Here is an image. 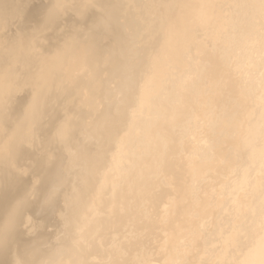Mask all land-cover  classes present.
Listing matches in <instances>:
<instances>
[{"label": "bare ground", "instance_id": "obj_1", "mask_svg": "<svg viewBox=\"0 0 264 264\" xmlns=\"http://www.w3.org/2000/svg\"><path fill=\"white\" fill-rule=\"evenodd\" d=\"M1 1L2 0H0V3ZM159 1L161 0H158V2ZM99 3L100 2H98V4ZM21 6L22 5H20L19 7ZM52 9L51 11H53ZM91 10L93 11V9ZM19 11H16V12L18 13ZM57 11L59 12V9ZM27 12H29V10ZM32 12L33 11H31V13ZM174 12H173L174 14L172 15V17L168 16L169 19L170 18L171 19L168 22L169 24L166 26V28L167 27L168 28L167 29L164 28L166 30V31L164 30L165 39L160 40L162 41L160 42L161 45L160 43H157L159 44L160 47L158 46L159 48H157L158 50L155 53L154 57L150 59L152 63L151 62L149 63H151L150 65L152 66H151V70L148 67L149 73L147 72L148 74L146 76L144 75V77L143 75H141L143 79L138 77L139 79H141L139 81L138 78L130 77V76H128V78L130 77V79H127V77H125L126 76L125 74L124 77L126 78V80H121V77L120 78L118 77L119 78L118 82L120 83L114 85L111 78L109 77L108 80L105 79L104 82L100 84V87H101L100 91H101L103 90L102 86L105 83L104 84L105 87L103 86L105 89L103 90L104 92L102 91L103 94L101 93L102 94L101 97L98 96L100 95L99 92H98V95H96V93H92L93 91L90 92L89 95L87 94L88 92H86L85 94H87L88 96L86 97V95L84 94L81 100L78 97L79 100L82 102V106H80L81 109L79 108V110L83 111V118L82 119L76 118V119L78 120L80 119L82 121L81 124H83L85 119L88 120V116H90L89 118H92V120L90 122L89 121L86 122L87 124L82 127L81 125H79L82 128L81 133L79 134L77 133L80 136V138H78L77 140L74 139L75 138L74 136L76 135L73 134L72 136L73 139L71 138V140L73 141L76 140V141L73 143L71 141V144H69V148L68 149L66 148L67 149L66 153L69 154L68 152H71V151L75 153L74 155L76 156L72 154L74 158L73 159L71 158V159L72 160L75 159L73 162H76V163L78 162L79 164L80 162L82 163V161H80L81 159L84 160V157L85 158L89 157L90 158L88 160L89 162L86 159L84 161L88 162V163H85L86 165L90 164L89 167L87 166V170L88 168L91 167L92 170L91 169L90 170L93 172H91L90 170L89 171L85 170L87 171V173L90 174V175L87 174L86 176H89V178L91 179L94 177L93 178L94 180H95V175H98L99 177L102 176L103 182L100 186H97V184L96 186L88 184L91 187L92 186H95V188L97 187V191L95 190L94 187H92V189L94 188L96 193H94V190H93L94 195L91 192L93 197H91L92 201L91 199L89 200V203L92 202V206H90L91 207L90 211L88 210L87 212L85 211L86 205L88 202L84 201L86 204V205L84 204L85 206L83 205L85 207L84 209L83 206L79 204V202L83 204L84 199L80 201L78 200V204L82 206V209H84V214L86 213L82 220V222L84 223L83 225L84 230L81 231L82 228L80 230L83 235V237H81V239L83 238V241L76 242V243L75 241H72V243L74 242L75 244L70 245V243H68L66 244V246L65 245L63 246L62 244L63 248L55 251L54 253L46 254L43 260L42 258L38 257L40 256L39 254L42 252L40 251L41 249L40 247H42L41 246L42 243L39 241L38 242L36 241L38 244L36 243V245L34 246L35 247L34 255L37 256V257L35 256V258L37 259L40 258V260L42 261L40 262L39 259H38L39 261H37V259H34V263H33V259H32L33 252H31L32 255H29L30 253L27 252V254L32 259L30 264L31 263L32 264H98V261L101 262V263L99 262L100 264H103L105 262L106 257L109 254L111 257V262L109 264H132L135 259V256L133 254L136 251H137L136 253H138L139 250H144V251L146 250L147 252H149L148 254H145L146 255L145 260L144 259H143L144 261L141 260L144 262L143 264H185L184 261L188 264H264V0H179L176 6V11ZM20 13L18 14L19 16L21 15ZM21 16L24 18L27 17V16H23V14ZM49 16L46 15L45 17L43 15L41 17L49 18ZM54 17L53 19H55ZM59 17H60V14H59ZM50 18L45 19V21L43 20V22L46 23V21L50 20ZM58 20L60 21L59 18ZM26 21L28 22V20ZM51 21L53 20H50V24L46 23L45 27L47 25L50 26L52 23H55L54 21L51 23ZM88 21L90 20L88 19ZM43 22H39V24L41 23V26H42ZM158 23H160V21H158ZM59 26L60 25L57 26L58 29H59ZM114 26L116 27V24H114ZM153 26H155V24ZM110 27L112 26L110 25ZM158 27H156V29ZM53 28L54 26L50 29L48 28L47 29L48 30L52 29V32H54L53 30L54 29L56 30V27L54 29ZM62 28L63 26H61L60 30ZM103 29L106 30L105 27H103ZM109 29L110 28L108 27V30ZM118 29L120 30L119 27ZM156 29L154 31H156ZM60 30H58V32ZM97 31L99 32V30ZM97 31L95 32L94 30L93 31L94 34L97 33ZM116 31L117 30H114V32ZM52 32H50V34ZM61 32H59L58 37L60 33L65 34L64 30L63 31L61 30ZM155 33L154 35L156 36ZM94 34H91V36L90 35L89 36L94 39L96 38V36H93ZM97 34H98L97 36L100 38L99 33ZM65 36H62V37L60 36V38H63ZM89 36H87L88 39H89ZM69 38H71L70 35H69ZM156 38L157 37H155V40H157ZM57 39H56L57 41L56 43H58ZM72 39H74V37ZM76 39L78 38L76 37ZM90 40L92 39L90 38L89 41ZM64 41H65L64 42L65 44L66 41H68V39L66 40L64 39ZM62 42H63V39H62ZM56 43H53L52 41V44H56ZM67 43H69V41ZM90 43H92L93 45L97 44L93 42H90ZM64 44L62 43L63 46H65ZM71 44H70V47L73 46V44L72 45ZM98 45L100 44L98 43ZM74 46L76 47L75 44ZM55 47L53 49H56ZM58 47L60 46H57V49L59 50L60 48ZM68 47H69V44H68ZM68 47H64L63 49L61 48L60 50H64L65 48H68ZM100 47L102 48V46ZM121 47H124V46H121ZM83 48L84 47H80V49L83 51H81L80 49L78 50L80 52L76 55L78 56L77 60L74 61V59H72L73 62H71V64H67L68 63L67 61L69 60H66V62H64V64H66V68L68 67L67 70L65 68L66 70L65 75L63 72L64 70H62L63 72L62 76L65 77L64 78L65 82L63 83L68 84L70 86H75L74 87L75 90H79L78 88L79 86L77 87L78 89H76V85L80 81H85V80H82V77L84 79L86 77V74H85V71H86L85 69L87 68L86 65L89 64L88 67H91L92 61L96 59V57L95 59H92L90 55V57L89 58L87 57V58L92 59V61L89 60L90 63L88 61L87 63L85 59L87 55L86 53L87 50L84 51ZM94 48H96L97 50L99 47L97 48L94 46ZM101 48L99 49L101 50ZM53 49L49 48L50 52L51 50L53 51ZM91 49L89 50V52L91 51ZM66 50L67 49H65L64 51ZM72 50L74 51L73 47H72ZM92 50H95V49H92ZM100 50L98 52H100ZM77 52H74V53H77ZM98 52H96L97 55H98ZM123 52L126 56L125 50ZM53 53L51 52L50 54L53 55ZM69 53H70V50H69ZM102 53L98 55V57L99 56L102 57V55H104ZM92 54H94V52ZM73 55L67 54V56L64 55V57L70 58V56H73ZM59 56H61V54ZM76 56H74V58ZM113 56L115 57V55ZM113 56L111 55L110 58H114ZM64 57L62 56V58ZM68 58H64V60ZM105 58L107 59V61L108 59H110L107 57ZM131 58L129 59L131 60ZM116 59L117 58H115V60L114 59L113 60L110 59V60L115 61L114 63H118L121 60L120 59L117 62ZM123 59L121 60V62L123 61ZM96 60H95V63L93 64H96ZM103 60L105 59L103 58ZM107 61L105 62L102 61V63L104 62L103 65L107 63ZM111 63L110 65H107V66H111ZM126 63L128 64V66H130L129 64H131L132 61L131 63H128V61L125 62V64ZM122 64L123 62L121 63V65ZM146 64L144 65L146 66ZM144 65H141V66L144 67ZM42 66H40L41 69L45 65L43 67ZM98 66L100 65L98 64ZM133 66L132 68H134ZM104 67H102V69ZM124 67H123L124 70H126V66ZM144 68H141V69H144ZM102 69L100 68L101 70L100 74L102 73ZM108 69H106V71L110 70ZM112 69L115 70L116 68H112ZM93 70H95V68ZM117 71H120V70H117ZM145 71L146 70H144V72ZM128 72L131 73L130 71ZM128 72L125 71V73H128ZM52 73L56 74L55 72H52ZM58 73H59L58 76H60V72ZM103 74H104V70H103L102 76ZM117 74L119 75L118 72ZM134 74L136 73L134 72ZM134 74H132L131 76H133ZM35 75L36 77L38 76V74H35ZM89 75L90 74L88 73V76H87L88 78H89ZM127 75H130V74H127ZM50 76L52 75L50 74ZM55 76H56V79H55V82H56L57 75ZM62 76L60 78H62ZM99 78L97 77V80L95 79L96 82L99 80ZM90 82H92V80ZM90 82L89 83L86 82V85L90 84ZM110 82H112V84H110ZM80 83L78 85H80ZM56 84L54 85L56 86ZM92 84L88 85V87L92 86ZM36 85L37 87L40 86L39 84H36ZM82 85L85 87V84H81L80 86ZM65 87L68 88V86H65ZM72 88L73 87H71V90ZM39 89L40 88H38V90ZM47 89H48V86H47ZM47 89H43V90L45 91ZM43 90H40V91L44 92ZM57 90H60V89H57ZM61 90L63 91V89ZM71 90H68V91H71ZM47 92L49 93V91ZM56 93L54 92L52 96H50L49 98L45 96L48 100L46 101L47 102L52 101V99L55 98ZM67 94L66 96L64 94L65 98L67 97ZM71 94H69L68 96H71ZM154 95L155 97H153ZM60 96L61 95L57 97L56 95V98L58 100L54 99V101L62 100L63 98L62 96L61 97ZM43 97L41 99L37 97V99L39 100L34 99L32 97V99H34V102H32V99H31V102H27V103L28 104L32 103L33 106L31 104L32 107L30 106L31 108L28 111L26 110L27 113L26 114L22 113L24 114L23 117H21V114H20L19 115L20 117H18L16 120H14L15 118L13 119L14 121L12 123L14 127L11 129L13 131L12 132L10 131V134L12 133V136L9 135V133H7L6 131H4L5 128L3 129V131L7 133L6 135L11 136L12 138L10 141V145L8 146L7 144V146L9 147V151L7 150L8 158H6V155L4 157V159H8V160L6 161L2 158L3 159V162H1L2 166L3 164H5L4 161H6V164H8L12 160L13 162L15 161L17 162V160H22L24 158V155L26 153L25 141L27 139V136L30 137L29 134L31 133L30 132L27 134L28 132L27 127L33 126L36 129V130L35 129L32 130L30 128L33 131V135H35V133L36 134L38 133V135L40 136V133L43 132V130L41 129L45 127L44 123L47 120L45 118L46 109L44 108H48L49 111H52L49 108V106L46 105L47 106L46 107L45 104L42 102ZM72 97L75 98V100L77 101L78 99V98L76 99L77 96L73 95ZM75 100L73 101V103L76 102ZM12 101H13V98H12ZM61 102L62 101H60V103ZM56 106L63 107V105L58 106L57 104ZM23 108L24 110L23 109L22 110L24 112H25V108L28 109L26 105ZM65 108L67 107L65 106L64 109ZM67 109L69 110V108ZM74 112H72V114ZM57 113L56 114L53 113V114H55V116H58ZM62 113H65V112H62ZM47 114L49 115V113ZM53 114H51L50 116H53ZM67 114H68V111H67ZM76 114L78 115V113ZM61 116L63 117L64 115H61ZM0 117H2V115ZM5 118L7 119L8 117L6 116ZM140 118L147 119L146 121L147 130L145 131V133L147 134L144 133V136L142 135L143 132L141 133L138 127L140 126L138 125L140 122ZM2 119L1 121H3ZM52 119L53 118L51 117L50 121H52ZM7 120H5V122ZM55 120L57 122V119ZM63 120L64 119L61 118L62 122H64ZM8 121H12V119H9ZM68 121L70 122L71 120L68 119ZM68 121H65V122H67L68 124ZM75 121L77 122V124L80 122L77 120ZM59 122H60V119H59ZM12 123L10 125H12ZM6 124L8 123L6 122ZM2 125H3V122H2ZM3 126H6V125H3ZM56 126L57 125H55V127ZM59 126L60 125H58L57 127ZM46 127H47V123H46ZM46 127L45 129L49 128V127L48 128ZM61 127H64V126L61 125L60 128ZM69 127H71V129L74 128L73 126H70V125ZM34 130L37 132L34 133ZM52 130L53 129H51V131ZM72 131L70 130L71 134H72ZM54 132L56 133V131ZM55 133H53L54 137L58 135L57 134L58 132L56 133V135ZM67 133L68 132H66L65 134ZM33 135L31 139L34 137ZM51 136H49V138ZM137 137L139 138L137 139ZM33 139L35 140V138ZM51 139H54V138L51 137L49 140L51 141ZM68 139H69V135H68ZM5 142L6 141H4V144ZM28 142H31V141H28ZM28 142L26 141V143ZM60 142L61 141H59L58 146L59 144H61ZM67 142L68 141H65L62 144L64 143L66 144ZM44 143L43 145H45ZM47 143L48 141H46V144ZM29 144L31 147V144L33 143H29ZM35 144L37 146L36 142L34 143V145ZM53 144L54 142L49 145L51 146ZM142 145L146 146V148L144 149ZM39 146H40V143H39ZM62 146L60 148H62ZM64 147L65 146H63V148ZM94 147H96L95 148L96 151L95 149H93ZM44 148L45 147L43 146V148L41 149L44 151L45 150ZM53 148L55 152L56 150L55 146H53ZM69 149L70 151H68ZM115 149L117 150L115 151ZM40 150L38 151L40 152ZM93 150H94V154H96L95 156L93 155V152H92ZM51 151L52 150H50L49 153H52ZM59 151H62V150H59ZM64 151L66 150H63V153L62 152L61 153L64 154ZM61 153L59 152L58 154H60V158L62 160L63 156ZM66 153L65 155L67 156ZM27 154H30V152ZM58 154H56V156ZM39 155H42V154L40 153ZM47 158L49 159V157ZM44 159L45 161L48 160L44 157L42 160L38 158V162H36V163H39V171L40 169L44 171H48L50 169V168L47 169L48 167L47 168L45 167L49 164H47V161L45 162ZM40 161H42L41 164H40ZM55 161H57V158H55ZM43 162H45L44 163L45 165L43 164ZM50 162H53V161H50ZM33 163L31 166H33ZM78 163L76 165L78 166V169H79L82 164L79 166ZM15 164L13 163V165ZM20 164L22 165V163ZM58 164L59 163H57V165ZM71 164L72 163H70V165ZM50 166H53V165H50ZM64 166L62 167V173H64L63 171L65 170ZM71 166H68V167H71ZM8 167L10 168L11 166H8ZM84 167H82L83 170H84ZM34 168H36V166H34ZM54 169H55V166H54ZM14 170L16 172V169ZM20 170L22 172L23 169H20ZM69 170L70 169L68 168V171ZM68 171H65V173ZM71 171H74V170H71ZM76 171L75 173H77ZM85 171H81V172L84 173ZM8 172H6V168L0 170V173L2 176L0 179V204L6 198L8 189L10 187L12 188L13 183H14V179H10V175L8 174ZM57 172H59V170H57ZM81 172L80 174H82ZM90 172L92 173V175L94 174L95 175L93 177H90L92 176ZM62 173H58V174L61 175ZM75 173H74V176H75ZM25 174L27 175L28 172H26ZM54 174H56V172ZM64 176L66 177V175ZM86 176L84 177L87 178ZM98 176L96 180L98 179ZM49 177L46 176L45 178L49 179ZM56 177H57V174H56ZM60 178H62V176H60ZM68 178H72V177H68ZM58 180H61V179L58 178L57 181ZM63 180L64 179H62L61 181ZM88 180L91 182V180L88 178L83 181H88ZM42 181L43 179L41 180V182ZM61 181H58V182L60 183ZM76 181L78 182V180ZM46 182L48 181L46 180ZM46 182H42V183H45L46 185ZM72 182H73V179H72ZM95 182L93 181L94 184ZM35 183L36 181H34V184ZM64 183L62 182V185ZM59 185L62 186L61 184ZM73 185L75 184H72L71 187H73ZM54 186L57 188V191H58V188L59 190L61 189L60 186L59 187L57 185H54ZM76 186L77 187L79 186L78 188L81 191L80 184ZM76 186H75V190L77 189ZM83 186L84 184L82 185V187ZM85 186L87 188V185ZM90 186L88 189L91 188ZM34 187H31V189ZM62 188L64 187L62 186ZM66 189H68V187ZM79 189L77 190V195L79 194L78 193ZM88 189H85L84 192H86ZM32 190L34 191V189ZM60 191L58 192L61 193ZM72 191L74 193V190ZM26 192L28 193L27 190ZM81 192H83V189ZM52 193L49 194L50 196L49 195L47 196L52 197L51 196ZM59 193H56V195L58 194L59 196ZM69 193H71L70 194L71 196L72 192L69 191ZM24 194L26 195V193ZM88 194L90 195V193L86 192V195ZM38 195L39 193L36 196L38 197ZM60 195H62V193ZM80 195L83 196L82 194ZM80 195H79V198H80ZM28 196L26 195V198ZM74 196H73V199L76 200L78 196L77 197L76 196L74 197ZM22 197L23 199L25 198L24 196ZM83 197L85 199L90 198V196L86 197L85 195ZM34 198L32 200H34ZM54 198H56V196ZM28 199H31V198H28ZM46 199L48 198L46 197ZM20 201H19V205L16 202L17 205L14 204L15 206L13 205L14 207L13 209H11L10 211L7 210L8 214H5L7 216L4 215L5 219L7 217L8 220L6 219L7 220L6 225H3L6 222L4 223V221L2 220L3 221L2 225L4 227L6 226L4 230L2 229L3 226L1 228V225H0V229H2L3 231L2 233V231L0 230L1 232L0 234H2L0 235V247H3V246L5 247L8 242L10 244L11 237L14 239L16 238L12 236L14 232L16 233L15 230L13 232V229H15V225L18 222V220L22 218V217L20 218V216H23L21 214L24 209V206H21V205H24V203L21 202L20 204ZM25 201L26 199L23 200V202ZM38 201H37V204H38ZM51 201H53V198L51 199ZM69 201L72 202V200L70 199ZM71 202L70 204H75ZM31 203L32 202H30L29 205ZM48 203H47V206L49 205ZM27 205H25V210L27 208L28 210H31L29 209V206L26 208ZM67 205L69 206V202ZM11 206L10 208H12ZM76 208L74 210H77V211L82 210L81 207L80 209L78 207L79 210ZM70 210H71V207H70ZM70 210L68 211L70 212ZM69 212H67L68 215H69ZM71 212H74L73 207H72ZM71 212L70 214H72ZM75 213L77 214L79 212H74V214ZM79 215L81 214H78V216ZM67 218L65 220H67ZM70 219H73V217H71ZM78 223H79V220H78ZM78 223H77V226H78ZM131 224L134 227L132 229L137 231V232H133V230H130L132 231L131 233L133 234L137 233L138 237L136 236L134 237L133 235L132 236L125 235V234H130V233H127L128 231L126 232V230H128L127 226L129 227V225ZM68 225L70 224L68 223ZM73 225H74V222L71 226ZM70 229L68 230L66 229L68 233L69 232L71 233V231H69ZM72 229H74V227H72ZM74 234L75 233H73V235ZM73 235H71V237ZM80 235L77 237H80ZM64 236L66 238V235ZM69 239L74 240V238H69ZM114 241H116V244L114 243ZM111 242H113V244L116 245V249L114 248L115 245H112L113 248H110L111 246L109 245L111 244ZM13 244L16 245L15 243ZM14 245H12V242H11V246L15 247ZM6 248L8 247H5V249ZM1 249H0V259L2 258L4 251H5L4 248H3L4 251L3 249L2 250ZM123 249L124 250L127 249L129 253L127 255L122 253ZM13 250L12 252H14ZM17 251L18 250H16V253ZM144 251H143V254H144ZM8 252L5 251L6 254ZM124 252L127 253L126 251ZM25 254L26 253H24V255ZM27 254L26 256H28ZM43 254H45V251L43 252ZM16 255L17 254H15L14 256ZM43 256L44 255H41V257ZM133 256L134 258L132 259ZM141 256L143 255L141 254ZM20 257H19V260L21 259ZM23 259L25 262L26 259L25 258ZM10 260L8 264L10 263ZM27 260H30V259L27 258ZM24 264H28V262Z\"/></svg>", "mask_w": 264, "mask_h": 264}, {"label": "rangeland", "instance_id": "obj_2", "mask_svg": "<svg viewBox=\"0 0 264 264\" xmlns=\"http://www.w3.org/2000/svg\"><path fill=\"white\" fill-rule=\"evenodd\" d=\"M3 1V0H2ZM1 1V3H0V111H2V112H0V113H2V114H0V116L2 115V117H0V128H1V126H2V128L0 129L1 131H0V163L1 162H3V159H4V157H5V155H6V158H8V151H9V145H10V141H11V136H12V133L10 134V131L12 132L13 130H11L13 127H14V125H13V121L14 120H16L18 117H20L19 115L21 114V117H23L24 116V114H22V113H27V111L33 106V104L32 103H27V102H31V99H32V97L34 98V99H37V97H39V99H41L43 96V99H42V102L45 104V106L47 105V106H49V108L53 111V113H57V115L58 116H55V114H53L52 113V111H49L48 110V108H44V109H46V119H44V120H46V122L45 121H43V122H45L44 123V125H45V127H46V123H47V127L46 128H48V129H45V127L44 128H42L41 130H43V132H41L40 133V136L38 135V133L36 134L35 132H37V131H35L36 129L33 127V126H29V127H27V134L28 133H30L29 135H30V137L29 136H27V139H26V141L28 142V141H31V142H28V143H26V141H25V144H26V153H25V155H24V158L22 159V160H17V162L15 161V162H13V160L12 161H10L9 163H10V165H9V163L8 164H6V161L8 160V159H4V160H6V161H4L5 162V164H3V166H2V163H1V165H0V170H2V169H4V168H6V172H8V174L10 175V179H14V183H13V186H12V188L10 187L9 189H8V191H7V196H6V198L3 200V202L0 204V225H1V228H2V226L3 225H6L7 224V217H6V219H5V217H4V215L5 214H8V212H7V210L8 211H10L11 209H13L14 207H13V205L15 204V205H17V203H18V205H19V201L20 200H22L23 199V197L22 196H24L25 198L24 199H26V203L28 204H26L25 202H23V200L22 201H20V204H21V202L22 203H24V205H21V206H24V209H23V212H22V214L21 215H23V216H20V218L21 219H19L18 220V222L20 223H16V225H15V229H13V232H14V230L16 231V233L14 232L13 233V235L12 236H14V237H16L15 239L14 238H12L11 237V242H12V245H14L13 243H15L16 245H14L15 247H13V246H11V242H10V244H9V242L6 244V246L5 247H8V248H6L5 249V247L3 246V247H0V249L2 248H4L5 249V251L6 252H8V251H10V252H8L7 254L5 253V251H4V249H3V251H4V254H3V256H2V258L0 259L1 260V262H0V264H4L5 262L8 264V262H9V260H10V263L9 264H24V263H27L28 262V264H30V262H31V260L33 259V263H34V259H37V258H35V256L36 255H34L35 253V245H36V243L39 241V242H41L42 243V247H40L41 249H40V251H42L39 255L40 256H38V257H40V258H42V260H43V258H45V255L46 254H49V253H54L55 251H57V250H60L61 248H63L62 247V244H63V246L65 245L66 246V244H68V243H70V245L71 244H75L76 242H82L83 241V238L81 239V237H83V235H82V232L81 231H83L84 230V223L82 222V220H83V217H84V215L86 214H84V209H85V202H88L87 203V205H86V209H85V211L87 212V210L88 211H90V209H91V207L90 206H92V202H90L89 203V200L91 199V201H92V198L91 197H93L92 196V193H93V190H94V188H95V186H96V184H97V186H100L101 184H102V182H103V178H102V176H98V175H95V180H96V178H97V176H98V179L96 180V182H95V180L93 179L94 177V175H92V173L91 172H93V171H91L92 169H91V167L90 168H88V170H87V166L89 167L90 166V164H85V163H88L89 161V157H84V160L86 159L88 162H85L84 160H80V161H82V163L80 162V164H79V166L81 165V167L78 169V166L76 165L77 163L76 162H73L74 160H72L73 158H74V156H76V155H74L75 153H73L72 151L71 152H68L69 154H71V155H69V154H67L66 152H67V149L69 148V144H71V141H72V143L73 142H75L78 138H80V136L78 135L79 133H81V127L82 126H84V125H86L87 123L86 122H90L91 120H92V118H89L90 116H88V120L87 119H85L84 120V122H83V124H81L82 123V121L79 119H76V118H83V111L82 110H79V108L81 109V107L80 106H82V102L80 101L81 99H82V97H83V95L86 93V92H88L87 94L89 95V93L90 92H92V93H96V95H98V92L100 93V95H98L99 97H101L102 96V94H103V90L105 89L104 87H105V83L103 84V86H102V89L103 90H101L100 91V89H101V87H100V84H102L103 82H104V80L106 79V80H108L109 79V77L111 78V80H112V82H113V84L114 85H116V84H118V83H120V82H118V80H119V78L121 77V80H126V78L125 77H127V79H130V77H135V78H142L141 77V75H143V77H144V75L146 76L148 73H149V71H148V67L150 68V70H151V66L152 65H150L151 63H152V61L150 60V59H152V57H154V55H155V53L157 52V48H159L160 46H159V44H157V43H160V42H162V41H160V40H164L165 38V29L164 28H166V26L169 24L168 22L170 21V19H169V17L168 16H171L172 17V15L175 13L174 11H176V6H177V3H178V1L177 0H161V1H159L158 2V0H4L3 2ZM78 1V2H77ZM140 1V2H139ZM144 1H145V3H144ZM164 1H166V2H164ZM168 1V2H167ZM5 2V3H4ZM63 2V3H62ZM98 2H100L99 4L101 5H99L98 4ZM164 2V3H163ZM177 2V3H176ZM51 3V4H50ZM53 3V4H52ZM74 3V4H73ZM132 3V4H131ZM16 4V5H15ZM49 4V5H48ZM62 4V5H61ZM85 4V5H84ZM109 4V5H108ZM114 4V5H113ZM120 4H121V6H120ZM165 4V5H164ZM20 5H22L21 7H19ZM47 5V6H46ZM74 5V6H73ZM113 5V6H112ZM55 6V7H54ZM72 6V7H71ZM79 6V7H78ZM93 6V7H92ZM103 6V7H102ZM170 6V7H169ZM172 6V7H171ZM22 7H23V9H22ZM27 7V8H26ZM30 9H29V8ZM34 7V8H33ZM44 7V8H43ZM54 7V8H53ZM73 7H74V9H73ZM34 10H33V9ZM43 8V9H42ZM53 8V9H52ZM61 8V9H60ZM116 8V9H115ZM18 9V10H17ZM22 9V10H21ZM26 9V10H25ZM39 9H41V10H39ZM46 9V10H45ZM51 9L53 10V11H51ZM54 9H56V10H54ZM59 9V12L57 11ZM91 9H93V11L91 10ZM103 9V10H102ZM122 9V10H121ZM175 9V10H174ZM20 10V11H19ZM25 10V11H24ZM29 10V12H27ZM69 10V11H68ZM111 10V11H110ZM162 10V11H161ZM16 11H19L18 13L16 12ZM22 11V12H21ZM31 11H33L32 13H31ZM49 11H51V12H49ZM65 11V12H64ZM83 11V12H82ZM108 11V12H107ZM117 13H116V12ZM140 11V12H139ZM164 11V12H163ZM171 11V12H170ZM21 12V13H20ZM38 12V13H37ZM44 12V13H43ZM45 12H47V13H45ZM61 12V13H60ZM89 12V13H88ZM105 12V13H104ZM110 12V13H109ZM115 14H114V13ZM174 12V13H173ZM23 14V16H27V17H22L21 15V17L18 15V14ZM49 13V14H48ZM51 13V14H50ZM60 14V17H59V14ZM165 13V14H164ZM42 14V15H41ZM52 14H53V16H52ZM57 14H58V16H57ZM69 14V15H68ZM112 14V15H111ZM120 14V15H119ZM31 15V16H30ZM45 16L46 17V15H50L51 16V18H50V16H49V18H50V20H53L55 23H52L53 21H51V27L50 26H46L48 29H50V28H52L53 26H54V28L56 27V30L54 29L53 31L54 32H52V29L51 30H48L46 27H45V25H46V23H49L50 24V20H47L46 21V23L45 22H43V20L45 21V19H49L48 17L47 18H43V17H41V16ZM96 15V16H95ZM108 15V16H107ZM110 15V16H109ZM134 15V16H133ZM160 15H162V16H160ZM55 16V17H54ZM39 17V18H38ZM53 17L56 19H53ZM83 17V18H82ZM115 17V18H114ZM137 17V18H136ZM151 17V18H150ZM23 18V19H22ZM43 18V19H42ZM58 18L60 19V21L58 20ZM96 18V19H95ZM108 18V19H107ZM112 18V19H111ZM114 18V19H113ZM118 20H117V19ZM154 18V19H153ZM3 19V20H2ZM15 19V20H14ZM85 19V20H84ZM88 19L90 20V21H88ZM141 19H143V20H141ZM24 20H25V22H24ZM26 20H28V22L26 21ZM104 20H106V21H104ZM110 20V21H109ZM122 20V21H121ZM125 20V21H124ZM152 20V21H151ZM156 20V21H155ZM163 20V21H162ZM168 20V21H167ZM59 21V22H58ZM93 21V22H92ZM100 21V22H99ZM128 21V22H127ZM140 21H141V23H140ZM150 21V22H149ZM158 21H160V23H158ZM39 22H43L42 23V26H44V27H42L41 26V23L39 24ZM60 22H61V24H60ZM76 22V23H75ZM88 22V23H87ZM137 22V23H136ZM145 22V23H144ZM155 22V23H154ZM157 22V23H156ZM57 23V24H56ZM102 25H101V24ZM109 25H108V24ZM120 23V24H119ZM44 24V25H43ZM100 24V25H99ZM106 24V25H105ZM114 24H116V27L114 26ZM132 24V25H131ZM134 24V25H133ZM146 24V25H145ZM155 24V26H153ZM159 24H160V26H159ZM58 25H60L59 26V29H58ZM96 25V26H95ZM105 25V26H104ZM110 25L112 26V27H110ZM141 25V26H140ZM61 26H63V28L61 29L62 31L64 30V32H65V34H66V36H65V34L63 33V34H61L62 32H61V30H60V28H61ZM98 26H100V27H102V28H100V27H98ZM107 26V27H106ZM120 28V30L118 29V27ZM159 26V27H158ZM103 27H105L106 28V30L105 29H103ZM108 27L110 28L109 30H108ZM156 27H158L157 29H156ZM18 28V29H17ZM45 30H44V29ZM112 28V29H111ZM113 28H115V29H113ZM117 28V29H116ZM139 28V29H138ZM168 28V27H167ZM166 28V29H167ZM27 29V30H26ZM80 29H81V31H80ZM127 29V30H126ZM133 29V30H132ZM156 29V31H154ZM11 30V31H10ZM29 30V31H28ZM36 30V31H35ZM58 30H60L59 32H61L60 33V35H59V37H58V34H59V32H58ZM95 30V32L97 31V30H99V32L97 31V33H99V36H100V38L97 36L98 34L97 33H95L94 34V31ZM110 30H111V32H110ZM114 30H117L116 32H114ZM119 30V31H118ZM128 30H130V31H128ZM136 30V31H135ZM165 30V31H164ZM52 32L53 33V35H52V33L50 34V32ZM125 33H124V32ZM46 32V33H45ZM49 32V33H48ZM89 32V33H88ZM156 32V33H155ZM56 33H57V35H56ZM94 34L93 36H96V38H92V37H90L91 36V34ZM116 33V34H115ZM120 33V34H119ZM130 33V34H129ZM154 33L156 34V36L154 35ZM160 33V34H159ZM48 34H50V35H48ZM80 34V35H79ZM119 34V35H118ZM68 35V36H67ZM69 35H70V37L71 38H69ZM72 35V36H71ZM90 35V36H89ZM129 35V36H128ZM148 35V36H147ZM159 35V36H158ZM60 36L62 37V36H65V37H63V38H60ZM78 38V39H76V37ZM87 36H89V39L91 38L92 40H90L89 41V39H88V37ZM128 36V37H127ZM137 36V37H136ZM52 37V38H51ZM54 37H56V38H54ZM74 37V39H72ZM87 37V38H86ZM145 37V38H144ZM155 37H157L156 39L157 40H155ZM58 38V39H57ZM60 38V39H59ZM160 38V39H159ZM43 39V40H42ZM55 39V40H54ZM56 39L58 40V43H56L57 41H56ZM62 39H63V42H62ZM64 39L66 40V39H68V41H69V43H67L68 41H66V43L64 44ZM95 39H97V40H95ZM72 40V41H71ZM76 40V41H75ZM77 40H78V42H77ZM52 41H53V43H56V44H52ZM70 41H71V43L73 44V48H74V51L72 50V47H70ZM89 41V42H88ZM95 41V42H94ZM99 41V42H98ZM131 41V42H130ZM159 41V42H158ZM18 42V43H17ZM61 42V43H60ZM75 42H77L78 43V45H77V43H75ZM90 42H93V43H97L96 45L94 44H92V43H90ZM154 42V43H153ZM62 45V43L65 45V46H63V48L64 47H68V44H69V47L68 48H65V49H67L66 51H64V50H60L61 48H62V46L60 45V44ZM98 43L100 44V45H98ZM71 44V45H72ZM74 44L76 45V47L74 46ZM91 44V45H90ZM123 44V45H122ZM125 44V45H124ZM55 45H56V47H55ZM93 45V46H92ZM127 45V46H126ZM160 45H161V43H160ZM21 46V47H20ZM50 46H52V47H50ZM57 46H60V47H58V48H60L59 50L61 51H59L58 49H57ZM94 46L95 47H99V48H101L100 46H102V48H101V50H100V52L102 53V54H104V55H102V57L101 56H99L98 57V55H100L101 53L100 52H98L97 50H96V48H94ZM121 46H124V47H121ZM134 46V47H133ZM159 46V47H158ZM56 48V49H53V48ZM80 47H84L83 49H84V51L85 50H87L86 51V53H87V55H86V62L88 61L89 63H90V61H92V59H95V57H96V59H97V57H98V59L96 60V64H93V63H95V60H93L92 61V66L91 67H88L89 66V64L88 65H86L87 66V68L85 69L86 71H85V74H86V77H85V79L82 77V80H85V81H80V82H82V83H80V85L81 84H85V87H86V89H85V87L82 85V86H80V85H76V89H78L79 88V90H75L74 89V87L75 86H70V85H68V84H64L63 82H65L64 81V78L65 77H63L62 76V74H63V72H64V75H65V71L68 69V67L66 68V64H64V62H66V60H69V61H67L68 63L67 64H71V62H73L72 61V59H74V61L75 60H77V58H78V56H76L80 51H78L79 49H80ZM91 47L92 49H95L96 50V52H98V55H97V53L95 52V50H92L91 48V51L89 52V48ZM49 48H51V49H53V51L51 50V52L53 53V55L52 54H50L51 52H50V50H49ZM62 48V49H63ZM114 48V49H113ZM154 50H153V49ZM39 49V50H38ZM141 49V50H140ZM49 50V51H48ZM55 50H57V51H59L60 52V54H61V56H59L60 54H59V52H57V51H55ZM69 50H70V53H69ZM78 52H77V51ZM81 50V49H80ZM103 50V51H102ZM121 50V51H120ZM125 50V53H126V56H125V54H124V51ZM127 50V51H126ZM148 50V51H147ZM66 53H64V52ZM72 51V52H71ZM81 51H83V50H81ZM74 52H77V53H74ZM94 52V54H92ZM144 52V53H143ZM27 53V54H26ZM72 53V54H71ZM73 53H74V55H73ZM85 53V54H86ZM100 53V54H99ZM67 54H70V55H73V56H70V58H68V57H64V55H66L67 56ZM130 54V55H129ZM143 54V55H142ZM90 55H91V58L92 59H88L89 57H90ZM93 55H95V56H93ZM97 55V56H96ZM111 55L113 56V55H115V57L114 58H110L111 57ZM138 55V56H137ZM62 56L64 57V58H68V59H65L64 60V58H62ZM74 56H76L75 58H74ZM85 56V55H84ZM93 56V57H92ZM109 56V57H108ZM121 57V58H119V57ZM146 56V57H145ZM38 57V58H37ZM40 57V58H39ZM88 57V58H87ZM105 57H107V58H110V59H114L115 60V58H117L116 59V61L118 62V60H122L123 58V64L121 65V60L118 62V63H114L115 61H112V60H110V59H108V61H107V59L105 58ZM132 57V58H131ZM28 58V59H27ZM49 58V59H48ZM101 58H102V60H101ZM103 58L105 59V60H103ZM127 59V61H128V63H131V61H132V63L131 64H129L130 66H128V64L126 63L125 64V62H127L126 61V59ZM129 58H131V60L129 59ZM139 58V59H138ZM44 59V60H43ZM88 59V60H87ZM62 60H64V61H62ZM71 60V61H70ZM90 60V61H89ZM99 60V61H98ZM110 60V61H109ZM20 61V62H19ZM42 61H44V62H42ZM97 61H98V63H97ZM102 61H107V63H105L104 65H105V67H104V65H103V63H102ZM125 61V62H124ZM147 61V62H146ZM70 62V63H69ZM87 62V63H88ZM112 62V63H111ZM149 62H151V63H149ZM86 63V64H87ZM110 63H111V66H107V65H110ZM120 63V64H119ZM143 63V64H142ZM147 63V64H146ZM42 64H43V66H42ZM53 64V65H52ZM98 64L100 65V66H102V67H104L103 69H102V67H100V66H98ZM102 64V65H101ZM133 64H134V66H133ZM144 64H146V66L144 65ZM22 65V66H21ZM28 65H30V66H28ZM94 65V66H93ZM120 65V66H119ZM138 65V66H137ZM141 65H144V67L146 68H144L143 66H141ZM38 66V67H37ZM40 66H42L43 68L41 69V67ZM69 66V65H68ZM122 66V67H121ZM124 66H126V70H124ZM132 66L134 67V68H132ZM25 67V68H24ZM97 67V68H96ZM102 69V73H103V70H104V74H103V76H102V73L100 74V72H101V70H100V68ZM107 67V68H106ZM108 67H109V69L111 70V72H110V70L108 69ZM124 67V68H123ZM128 67V68H127ZM129 67H131V68H129ZM174 67V66H173ZM65 68H66V70H65ZM95 68V70H93ZM108 69L109 71H106V69ZM112 68H116L115 70L114 69H112ZM119 68H121V69H119ZM141 68H144V69H141ZM37 69V70H36ZM41 69V70H40ZM49 69V70H48ZM97 69V70H96ZM129 69V70H128ZM136 69V70H135ZM142 71H141V70ZM20 70V71H19ZM45 70V71H44ZM60 72V76H58V72ZM62 70H64L63 72H62ZM117 70H120V71H117ZM124 72H123V71ZM134 70V71H133ZM137 70H139V71H137ZM144 70H146L145 72H144ZM96 71V72H95ZM115 71V72H114ZM125 71H130L131 73H125ZM133 71V72H132ZM18 72V73H17ZM36 72H38V73H36ZM39 72H40V74H39ZM52 72H55L56 74H53ZM108 72H110V73H108ZM114 72V73H113ZM117 72L119 73V75L117 74ZM134 72L136 73V74H134ZM139 72V73H138ZM148 72V73H147ZM30 73V74H29ZM88 73L90 74L89 75V78L87 77L88 76ZM117 74V76H116V74ZM120 73H122V74H120ZM124 73V74H123ZM35 74H38V76L36 77V75ZM50 74L52 75V76H50ZM125 74H126V76H125ZM127 74H130V75H127ZM132 74H134L133 76H131ZM35 75V76H34ZM55 75H57V81L59 82H57V84H56V82H55V79H56V76ZM92 75V76H91ZM110 75V76H109ZM112 75V76H111ZM122 75V76H121ZM137 75V76H136ZM140 75V76H139ZM44 76V77H43ZM62 76V78H60ZM99 78V80H100V82H99V80L96 82V80H97V77ZM125 76V77H124ZM128 76H130L129 78H128ZM103 78V80H102V78ZM106 77V78H105ZM119 77V78H118ZM123 77H124V79H123ZM35 78V79H34ZM60 78V79H59ZM138 78V79H139ZM36 79H38V80H36ZM61 79H63V80H61ZM96 79V80H95ZM143 79V78H142ZM46 80H47V82H49V83H47L46 82ZM92 80V82H90ZM94 80V81H93ZM141 79H139V81H140ZM18 81V82H17ZM35 82V83H34ZM51 82V83H50ZM52 82H54V83H52ZM84 82V83H83ZM86 82L87 83H89L90 82V84H87L86 85ZM112 82H110V84H112ZM93 83V84H92ZM36 84H39L40 86H38L37 87V85ZM54 84H56V86L54 85ZM92 84V86H89L88 87V85H91ZM113 85V86H114ZM46 86V87H45ZM47 86H48V89H47ZM49 86H51V87H49ZM62 86H64V87H62ZM65 86H68V88L67 87H65ZM79 86V87H78ZM32 87V88H31ZM57 87V88H56ZM71 87H73L72 88V90H71ZM78 87V88H77ZM82 87V88H81ZM92 87V88H91ZM38 88H40L39 90H38ZM53 88V89H52ZM91 88V89H90ZM33 89V90H32ZM43 89H47V90H43ZM57 89H63V91L61 92L60 90H57ZM86 91H85V90ZM37 90V91H36ZM40 90H43L44 92H46V93H48L47 91H49V93L48 94H46V93H44V92H41ZM66 90V91H65ZM68 90H71V91H68ZM33 91V92H32ZM65 91V92H64ZM69 93H68V92ZM76 91V92H75ZM103 91V92H102ZM36 92V93H35ZM38 92H39V94H38ZM56 93V95H57V97L59 96V95H61L62 96V100H60V101H62L63 102V104H62V102L60 103V101H57L58 99L56 98V95H55V98H53L52 99V101H49V102H47L48 100H47V98L46 97H50V96H52V94L53 93ZM75 92V93H74ZM15 95H13V94ZM44 93V94H43ZM51 93V94H50ZM60 93V94H59ZM62 93V94H61ZM68 93V94H67ZM72 93V94H71ZM80 93V94H79ZM102 93V94H101ZM43 94V95H42ZM50 94V95H49ZM64 94H65V96H66V94H67V97L65 98V96H64ZM69 94H71V96H68ZM87 94H85L86 95V97L88 96ZM22 95V96H21ZM49 95V96H48ZM77 96L76 97V99L79 97L80 98V100H79V98L77 99V101L75 100V98H73L72 96ZM6 96H8V97H6ZM29 96V97H28ZM46 96V97H45ZM60 96V97H61ZM5 97V98H4ZM17 97V98H16ZM20 99H19V98ZM31 97V98H30ZM59 97V98H60ZM69 97V98H68ZM71 97V98H70ZM153 97H155V95L153 96ZM8 98V99H7ZM11 98V99H10ZM12 98H13V101H12ZM46 98V99H45ZM30 99V100H29ZM34 99H32V102H34ZM39 99H37V100H39ZM54 99H57V100H55L54 101ZM19 100V101H18ZM36 100V101H37ZM47 100V101H46ZM65 100V101H64ZM76 101L75 103H73V101ZM6 101H8V102H6ZM71 101V102H70ZM19 102V103H18ZM47 102V103H46ZM67 104H65V103ZM55 103V104H54ZM58 103H60V104H58ZM73 103V104H72ZM78 103H79V105H78ZM9 104H10V106H9ZM28 104V105H27ZM31 104H32V106H31ZM56 104L58 105V106H60V105H63V107L61 106V107H57L56 106ZM65 104V105H64ZM25 105H26V107H28V109L27 108H25V112L23 111L24 110V108L23 107H25ZM74 105V106H73ZM20 107V108H18V107ZM31 106V107H30ZM46 106V107H47ZM67 107V108H69V110L67 109V108H65L64 109V107ZM78 106V107H77ZM75 107V108H74ZM55 109V110H53V109ZM5 109V110H4ZM9 110V112H8V110ZM20 109V110H19ZM23 109V110H22ZM71 109V110H70ZM27 110V111H26ZM63 110H65V111H63ZM6 111V112H5ZM60 111H62V112H65V113H62V112H60ZM67 111H68V114H67ZM71 111V112H70ZM78 113V115L75 113ZM6 114H5V113ZM72 112H74L73 114H72ZM12 113V114H11ZM19 113V114H18ZM47 113H49V115L47 114ZM53 114V116H50L51 114ZM59 113H61V114H59ZM9 118V119H12V121H8L5 117V115ZM8 114V115H7ZM18 114V115H17ZM67 114V115H66ZM72 116H71V115ZM75 114V115H74ZM61 115H64L63 117H65V115H66V117L65 118H63ZM80 115H81V117H80ZM26 116V115H25ZM61 116V117H60ZM74 116V117H73ZM76 116V117H75ZM13 117V118H12ZM51 117L53 118L52 119V121H53V123H52V121H50L51 120ZM56 117V118H55ZM60 117V118H59ZM72 117V118H71ZM94 117V116H93ZM3 118V119H2ZM15 118V119H14ZM49 118V119H48ZM57 119V122L59 123H57L56 122V120L55 119ZM61 118L62 119H64L63 121L64 122H62L61 121ZM69 120H71L70 122L68 121V119ZM1 119L3 120V121H1ZM14 119V120H13ZM59 119H60V122H61V124H60V122H59ZM65 119H67V120H65ZM90 119V120H89ZM5 120H7L6 122L9 124H6V122H5ZM48 120H49V122H48ZM75 120H77V121H80L78 124H77V122L75 121ZM142 120V121H141ZM65 121H68V124L70 125V126H73L74 128H72L71 129V127H69V125L67 124V122H65ZM72 121H73V123H72ZM146 121H147V119L146 118H140V122H139V124L138 125H140V126H138L139 127V130L141 131V133H142V135L144 136V133H145V131L147 130V127H146ZM2 122H3V125H6V126H3L2 125ZM50 122H51V124H50ZM75 122V123H74ZM12 123V125H10ZM66 123V124H65ZM73 124V125H71V124ZM48 124H49V126H48ZM53 125V126H52ZM55 125H62V126H64V127H61L60 128V126L59 127H55ZM79 125H81V127L79 126ZM55 128V130H54V128ZM144 127V128H143ZM5 128V130L4 131H6L7 133H9V135H11V136H9V135H6L7 133L6 132H4L3 131V129ZM33 130V129H35L34 130V133H35V135H37V136H35V135H33V131L31 130V129ZM58 128H60V129H58ZM70 128V129H69ZM76 128V129H75ZM29 129V130H28ZM45 129V130H44ZM51 129H53L52 131H51ZM58 129V130H57ZM75 131H74V130ZM145 129V130H144ZM50 130V131H49ZM59 130H60V132H59ZM61 130H62V132H61ZM65 130H67V131H65ZM70 130L72 131V134H71V132H70ZM76 130H78V131H76ZM54 131H56V133L58 134L56 137H54V135H53V133H55ZM46 132V133H45ZM51 132H53V133H51ZM66 132H68L67 134H65ZM5 133V134H4ZM49 135H48V134ZM56 133H55V135H56ZM60 133V134H59ZM70 133V134H69ZM78 133V134H77ZM34 136L33 138H35V140L32 138L31 139V137H32V135ZM42 134V135H41ZM73 134H75L76 136H74L75 138L74 139H76V140H71V138L73 139ZM145 134H147V133H145ZM4 135V136H3ZM48 135V136H47ZM52 135V136H51ZM60 135V136H59ZM68 135H69V139H68ZM9 136V137H8ZM40 137V139H39V137ZM49 136H51L52 138H54V139H51V141L49 140L50 138H49ZM65 136V137H64ZM6 137V138H5ZM37 137V138H36ZM46 139H45V138ZM29 138V139H28ZM41 138H42V140H41ZM44 138V139H43ZM59 138V139H58ZM139 137H137V139H138ZM37 139H39V140H37ZM67 139V140H66ZM54 140V141H53ZM61 141L60 143L61 144H59V146H58V143H59V141ZM68 141L66 144L64 143V144H62L63 142H65V141ZM139 140H141V139H139ZM4 141H6L5 142V144H4ZM38 141H39V143H40V146H39V143H38ZM46 141H48V143L49 144H52L53 142H54V144L53 145H49L48 143L46 144ZM37 143V146H36V144L34 145V143ZM45 144V145H43V143ZM29 143H33V144H31V147H30V144ZM7 144H8V146H7ZM42 144V145H41ZM57 144V145H56ZM33 145V146H32ZM49 147H47V146ZM65 146L64 148H63V146ZM35 146H36V148H35ZM42 146V147H41ZM43 146L45 147L44 149L48 152H46L45 150L43 151L41 148H43ZM53 146H55V152H54V148H53ZM62 146V148H60ZM143 146V145H142ZM8 149H7V148ZM28 147H30V148H28ZM40 147V148H39ZM47 147V148H46ZM60 149H59V148ZM32 148H34V149H32ZM67 148V149H66ZM96 147H94L93 149H95ZM143 148L145 149L146 148V146H143ZM5 149H6V151H7V153H6V151H5ZM41 149V150H40ZM48 149V150H47ZM38 150H40V152L38 151ZM50 150H52L51 152L52 153H49V151ZM59 150H62V151H59ZM63 150H66V151H64V154H62L63 153ZM117 149H115V151H116ZM28 151V152H27ZM42 151V152H41ZM62 154V160H61V158H60V154H58L59 152ZM68 151H70V149L68 150ZM74 151V150H73ZM95 151H96V149H95ZM30 152V154H27V153H29ZM34 152V153H33ZM44 152V153H43ZM93 152V155L95 156L96 154H94V150L92 151ZM114 152V151H113ZM6 153V154H5ZM42 154V155H39V154ZM54 153H56V154H58L57 156H56V154H54ZM65 153L67 154V156L65 155ZM96 153V152H95ZM34 154V155H33ZM72 154L74 155V156H72ZM92 154V153H91ZM145 154V153H144ZM29 157H28V156ZM47 155V156H46ZM50 155V156H49ZM53 157H52V156ZM26 156V157H25ZM32 156V157H31ZM36 156H37V158H36ZM40 156V157H39ZM55 156V157H54ZM59 156V157H58ZM34 157V158H33ZM46 158V159H48L47 157H49V159L48 160H46L47 161V164H49V165H47V166H45L47 169H49L48 171H44V170H42V169H40V171H39V163H36V162H38V158L39 159H43V158ZM52 157V158H51ZM3 158V159H2ZM36 158V159H35ZM53 158H54V160H53ZM55 158H57V161H55ZM59 158V159H58ZM64 158V159H63ZM68 158V159H67ZM72 158V159H71ZM35 159V160H34ZM65 159H67V160H65ZM72 160V161H70V160ZM27 160V161H26ZM61 160V161H60ZM44 161H45V159H44ZM45 161V162H46ZM50 161H53V162H49ZM62 163H60V162ZM65 161V162H64ZM68 161V162H67ZM69 161H70V163H72L71 165H70V163H69ZM84 161V162H83ZM28 162H30V163H28ZM34 162V163H33ZM41 162L42 161H40V164H41ZM45 162H43V164L45 163ZM67 162V163H66ZM13 163L15 164V163H17V164H15V165H13ZM20 163H22V165L20 164ZM25 163V164H24ZM32 163H33V166H31L32 165ZM53 163V164H52ZM57 163H59L58 165H57ZM65 163V164H64ZM69 163V164H68ZM75 163V164H74ZM36 164V165H35ZM55 164V165H54ZM65 166H64V165ZM85 164V165H84ZM16 165H17V167H16ZM21 165V166H20ZM28 165H30V166H28ZM45 165V164H44ZM50 165H53V166H50ZM57 165V166H56ZM60 165H62V166H60ZM76 165V166H75ZM6 166V167H5ZM8 166H11L10 168L8 167ZM13 166V167H12ZM34 166H36V168H34ZM50 166V167H49ZM54 166H55V169H54ZM60 166V167H59ZM64 166V168H65V170L63 171L64 173H62V167ZM68 166H71V167H73V168H71V167H68L70 170L68 171V168L67 167ZM86 167V169H85V167ZM32 167V168H31ZM53 167V168H52ZM77 167V168H76ZM82 167H84V170H83V168ZM8 168H9V170H8ZM14 170V169H16V172H15V170L13 171L12 169ZM58 168V169H57ZM66 168H67V170H66ZM75 168H76V170L78 169L79 170V172H78V170L76 171L75 170ZM20 169H23L22 170V172H24V173H22L21 172V170ZM53 170V172H52V170ZM91 169V170H90ZM18 170H20V171H18ZM54 170H55V172H56V174H57V177L59 178V179H64L63 181H61V180H58V181H61L60 183L57 181V177H56V174H54L55 172H54ZM57 170H59V172H57ZM60 170H61V172H60ZM71 170H74V171H71ZM85 170H87V171H91L90 173H91V175L92 176H90V177H93L92 179H93V181L95 182V184L93 183V181H92V179L91 178H89V176H86L87 174L88 175H90L89 173H87V171H85ZM11 171V172H10ZM45 173H44V172ZM65 171H68V172H66L65 173ZM75 171L77 172V173H75ZM81 171H85L84 173L83 172H81ZM2 172V171H1ZM18 172V173H17ZM20 172H21V174H20ZM26 172H28V174L26 175L25 173ZM30 172V173H29ZM34 172H35V174H34ZM44 174H43V173ZM80 172L82 173V174H80ZM12 173H14V174H12ZM17 173V174H16ZM58 173H62L61 175L60 174H58ZM69 173H70V175H69ZM74 173H75V176H74ZM48 174H50V175H48ZM71 174H73V175H71ZM15 175V176H14ZM20 175V176H19ZM22 175V176H21ZM29 175V176H28ZM42 175V176H41ZM55 177H54V176ZM64 175H66V177L64 176ZM67 175H69V176H67ZM78 175H79V177H78ZM18 176V177H17ZM26 176V177H25ZM31 176V177H30ZM49 177V179H51V180H49L48 178H45V177ZM60 176H62V178H60ZM82 176V177H81ZM84 176H86L88 179H90L91 180V182L88 180V181H83V180H85V179H87V178H85ZM1 173H0V179H1ZM12 177V178H11ZM20 177V178H19ZM25 177V178H24ZM39 177V178H38ZM41 177V178H40ZM52 177H54V178H52ZM64 177V178H63ZM68 177H72V178H68ZM75 177V178H74ZM84 177V178H83ZM31 178H33V179H31ZM35 178H37V179H35ZM57 178V179H56ZM66 178V179H65ZM82 178V179H81ZM100 178V179H99ZM18 179V180H17ZM31 179V180H30ZM43 179V181L42 182H46V180L48 181V182H46V185H45V183H42L41 182V180ZM46 179V180H45ZM56 179V180H55ZM72 179H73V182H72ZM82 181H80V180ZM20 180H21V182H20ZM40 181V182H38V181ZM54 180V181H53ZM67 181V183H66V181ZM76 180H78V182L76 181ZM34 181H36V183H38V184H34ZM69 181V182H68ZM100 181H101V183H100ZM62 182L65 184V186H64V184L62 185ZM75 182V183H74ZM86 182H87V184H86ZM89 182V183H88ZM61 184L64 188L67 186L68 187V189H66L65 188V190H66V192H65V190H64V188H62V186H60L59 184ZM75 184V185H73V187H71L72 186V184ZM82 183V184H81ZM93 183V184H92ZM17 184V185H16ZM26 184V185H25ZM33 184H34V186L35 185H37V186H33ZM43 184V185H42ZM78 184H80V188H81V191H82V189H83V192H81L80 191V189L76 186V185H78ZM84 184V186L82 187V185ZM88 184H91V185H95V186H92V187H94L93 189H92V187L90 186V185H88ZM99 184V185H98ZM45 185V186H44ZM54 185H57L58 187L60 186V188L62 189H60L59 190V188H58V191H60L61 193H62V195H60L61 193H59L58 191H57V188L54 186ZM68 185H70V186H68ZM85 185H87V188H86V186ZM26 186V187H25ZM34 187V188H32V189H34V191L31 189V187ZM41 186V187H40ZM75 186H76V190H75ZM89 186L91 187L90 189H88L89 188ZM23 187V188H22ZM45 187V188H44ZM72 189H71V188ZM84 187H85V189H88L86 192L87 193H90V195L88 194V195H86V192H84ZM42 188V189H41ZM54 188V189H53ZM74 188V189H73ZM15 189V190H14ZM50 189H51V191H50ZM79 189V191L81 192H79L78 191V195H77V190ZM25 190V191H24ZM26 190L28 191V193L26 192ZM30 190V191H29ZM36 190H38V191H36ZM71 191L72 192V195L70 196V194L71 193H69V191ZM72 190H74V193H73V191ZM95 190L97 191V187L95 188ZM94 190V193H96V191ZM33 191V192H32ZM45 191V192H44ZM50 191V192H49ZM55 191V192H54ZM68 191V192H67ZM90 191V192H89ZM35 192H36V194H35ZM53 192V193H52ZM92 192V193H91ZM24 193H26V195L28 196L27 198H26V195L24 194ZM34 193V194H33ZM39 193V195H38V197L36 196L37 194ZM52 193V197H48L47 195H49V194H51ZM56 193H59V196H58V194L56 195ZM69 193V194H68ZM75 193H76V195L78 196V198H79V195L80 194H82L83 196L85 195L86 197L87 196H90V198L88 199V198H84L83 196H81L80 195V198H82V199H78V198H76V200H74L73 199V196L75 195ZM83 193H85V194H83ZM94 193H93V195H94ZM33 194V195H32ZM74 194V195H73ZM13 195V196H12ZM45 195V196H44ZM64 195V196H63ZM68 197H67V196ZM75 195V196H76ZM50 196V195H49ZM56 196V198H58V199H56V198H54ZM58 196V197H57ZM74 196V197H75ZM76 196V197H77ZM22 199H21V198ZM35 197V198H34ZM46 197L48 198V199H46ZM67 197V198H66ZM72 199H71V198ZM18 198H20V199H18ZM28 198H31V199H28ZM34 198V200H32ZM53 198V201H54V199H55V201L53 202V201H51V199ZM19 201H18V200ZM41 199V200H40ZM45 201H43V200ZM46 199V200H45ZM69 199L70 200H72V202L73 203H75V204H70V202L71 201H69ZM84 199V200H83ZM39 200V201H38ZM51 202H50V201ZM57 200V201H56ZM61 200V201H60ZM74 200V201H73ZM78 200L80 201V200H83V204L82 203H80L79 202V204H81L82 206H83V208L84 209H82V206L81 205H79L78 204ZM18 201V202H17ZM36 201V202H35ZM37 201H38V204H37ZM43 201V202H42ZM50 202V203H48V202ZM76 201H77V203H76ZM15 202V203H14ZM17 202V203H16ZM30 202H32L30 205H29V203ZM34 202V203H33ZM40 202V203H39ZM68 202H69V206L67 205L68 204ZM71 202V203H72ZM43 203H45L46 204V206H45V204H43ZM47 203L49 204L48 206H47ZM40 204V205H39ZM78 205V207H79V209H80V207H81V209L82 210H79L78 209V207H77V205ZM89 204V205H88ZM6 205V206H5ZM12 205V206H11ZM14 205V206H15ZM25 205H27L26 206V208L29 206V209H31V210H28V208L25 210ZM39 205V206H38ZM44 205V206H43ZM70 205H72V206H70ZM3 206V207H2ZM10 206L12 207V208H10ZM6 207V208H5ZM67 209H66V208ZM69 207V208H68ZM70 207H71V210H70ZM72 207H73V211L74 212H79V213H75L74 214V212H71L72 211ZM77 207V208H76ZM78 209L79 211H77V210H74V209ZM88 208V209H87ZM51 209V210H50ZM34 210V211H33ZM65 210V211H64ZM68 210H70V212L72 213V214H70V212L68 211ZM32 211V212H31ZM67 212H69V215H68V213ZM81 212V213H80ZM83 212V213H82ZM66 213H67V215H66ZM3 214V215H2ZM28 216H27V215ZM53 214V215H52ZM64 214V215H63ZM78 214H81V215H79L78 216ZM83 214V215H82ZM38 215V216H37ZM68 217H66V216ZM72 215H74V216H72ZM5 216H7V215H5ZM27 216V217H26ZM25 217V218H24ZM71 217H73V219H70ZM76 217V218H75ZM3 218V219H2ZM62 218V219H61ZM67 218V220H65ZM68 219H70V220H68ZM81 219V220H80ZM4 221V223L5 224H3L2 225V223H3V221ZM24 220V221H23ZM62 220V221H61ZM73 220V221H72ZM78 220H79V223H78ZM21 221V222H20ZM38 221V222H37ZM72 222V223H70V222ZM77 221V222H76ZM70 224V225H68V223ZM73 222H74V225L73 226H71L72 224H73ZM63 223V224H62ZM77 223H78V226H77ZM36 224V225H35ZM82 224V225H81ZM17 226H18V228H17ZM23 226V227H22ZM37 226V227H36ZM68 226H70V227H68ZM132 226V224L131 225H129V227L127 226V228H128V230H126V232L127 233H130V234H125V235H127V236H136V237H138L137 236V233L135 234H133V233H131L132 231H130V230H133L132 228H134L133 226ZM6 227V226H5ZM4 226H3V230H4V228H5ZM72 227H74V229H72ZM22 230H21V229ZM23 228H25V229H23ZM72 230H71V229ZM81 228H82V230H81ZM130 228V229H129ZM2 229H0L1 231H2ZM17 229H19V230H17ZM35 229V230H34ZM68 229H70L69 231H71V233L69 232H67V230ZM78 229V230H77ZM77 232H76V231ZM81 230V231H80ZM36 231V232H35ZM73 231H75V232H73ZM130 231V232H129ZM67 232V233H66ZM126 232H124V233H126ZM133 232H137V231H135V230H133ZM1 233V232H0ZM2 233H3V231H2ZM73 233H75L74 235H76V236H74L73 235ZM73 235L72 237H71V235ZM81 234V235H80ZM0 235H2V234H0ZM16 235V236H15ZM64 235H66V238H65V236ZM70 235V236H69ZM80 235V237H77V236H79ZM67 236H69V237H67ZM20 237V238H19ZM62 238V239H61ZM68 238V239H67ZM69 238H74V240L73 239H69ZM76 238H78V239H76ZM13 239V240H12ZM64 239H66V240H64ZM81 240V241H80ZM16 241V242H15ZM18 241H19V243H18ZM37 241V242H36ZM63 241V242H62ZM67 243H66V242ZM69 241V242H68ZM72 241H75V243L73 242L72 243ZM35 243V244H34ZM114 243L116 244V241H114ZM38 244V243H37ZM115 244H113V242H111V244L109 245V246H111L110 248H113V246L112 245H115ZM8 245V246H7ZM61 245V246H60ZM60 246V247H59ZM17 248V249H16ZM44 248V249H43ZM114 248L116 249V245L114 246ZM1 249V250H2ZM9 249V250H8ZM14 249V250H13ZM18 250L17 251V253H16V250ZM12 250L15 252V254H17L18 255V257H17V255L16 256H14L15 254H14V252H12ZM45 251V254H43V252ZM124 251H126L127 253H125ZM141 253H140V252ZM138 251V253H136V252H134V256H135V259H134V264H143L144 262V260H145V254H148L149 252H147L146 250L144 251V250H139ZM143 251H144V254H143ZM23 253V254H21V253ZM27 252L28 253H30L29 255H32V253L31 252H33V255H32V259H31V257L27 254ZM12 253H13V255H12ZM24 253H26L28 256H26V254L24 255ZM122 253H124V254H128L129 252H128V250L126 249V250H122ZM136 253V254H135ZM141 254L143 255V256H141ZM5 255V256H4ZM41 255H44L43 257H41ZM12 256H14V257H12ZM21 256V257H20ZM25 256V257H24ZM134 256L132 257V259L134 258ZM141 256V257H140ZM10 257H12V258H10ZM19 257L21 258L20 260H19ZM28 259H30V260H27V258ZM37 257V256H36ZM108 257V258H107ZM106 257V259H105V262L107 263L108 261V263L107 264H109L110 262H111V257H110V254L108 255ZM143 257V258H142ZM23 258H25L26 260H25V262H24V259ZM40 258H38L39 260H40ZM109 258H110V260H109ZM140 258V259H139ZM22 259H23V261H22ZM37 259V261H39ZM97 259V258H96ZM144 259V260H143ZM42 260H40V262L42 261ZM137 260V261H136ZM140 260V261H139ZM141 260H143V261H141ZM36 261V260H35ZM36 261V262H37ZM40 262H38V263H40ZM100 261H98V264H100L99 263ZM104 262V261H103ZM102 262V263H103ZM104 262V263H105ZM5 263V264H6ZM103 263V264H104ZM105 263V264H106ZM132 263V264H133ZM184 263L185 264H188V263H186L185 261H184ZM32 264V263H31Z\"/></svg>", "mask_w": 264, "mask_h": 264}]
</instances>
